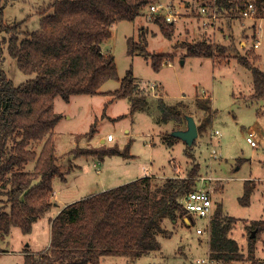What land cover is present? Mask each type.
<instances>
[{"label": "rangeland", "instance_id": "1", "mask_svg": "<svg viewBox=\"0 0 264 264\" xmlns=\"http://www.w3.org/2000/svg\"><path fill=\"white\" fill-rule=\"evenodd\" d=\"M188 1L185 4L186 0H175L172 3L175 10H167L175 16L170 21L174 23L175 33L171 39L162 35L148 8L150 4L160 5L163 10L158 13L163 15L167 12L165 6L170 0H154L142 9V14L134 21L121 20L113 23L110 37L101 42L102 50L113 54L119 77L131 68L136 82L144 90L147 101L144 108L130 112L131 103L128 98H116L107 93L73 94L68 101L59 95L55 97L54 111L60 115V119L53 129L54 153L58 157L60 169L67 173L65 181L57 177L53 179V188L63 189L62 196L65 199L77 200L133 180L138 175L141 176L145 169L150 170L147 173L157 183L170 176L185 177L190 167L197 163V175L217 179L211 182L213 208L219 205L223 214L235 217L231 236L239 244L244 241L241 247L238 244L242 258L232 264H250L248 236L251 231H255L250 225L253 220L264 219V98L253 99L246 94L252 86L251 72L243 68L236 59L231 58L229 64H216L210 57L181 56L180 52H184V49L180 44L204 38L214 43L222 42L224 35L230 34L232 23L235 44L238 46L239 41H246L241 53L247 54L254 50L255 54H260L261 58L256 54L259 61L256 60L255 64L263 68L264 18H229L226 12L221 13L208 7L205 15H202L199 11L203 6L201 0ZM49 2L50 0H8L4 6V22L11 25L24 19L22 26L35 30L39 27L41 11ZM258 5L260 4L257 2L256 7ZM263 6H260L261 15L264 14ZM212 11L214 17L209 16ZM176 20H188L186 26L192 32L186 35L182 30L178 31ZM140 28L146 31L147 50L150 53H177L174 60L163 65L159 71H154L144 56L127 54L126 39L131 36L138 40ZM256 39L260 42L254 48ZM219 58L224 59L223 56H218L217 59ZM0 70L15 85L34 76L19 69L5 45ZM118 87L119 81L111 79L102 85L100 91H112ZM161 93L165 104L177 107L181 117H184L182 122L161 121L158 101ZM203 97L210 98L213 111L210 122L190 146L177 137L173 139L174 136H170L173 130L186 128L187 116H192L196 124L206 116L204 110L196 104L197 99ZM250 128L256 131V147L251 146L246 139ZM215 130L219 131L217 136H214ZM108 133L112 134V141L107 140ZM101 138L105 142L101 143ZM129 140L131 156L128 157L117 154H105L102 157L98 154H67L74 147L77 150H98L116 145L122 149ZM170 140L172 145L168 144ZM32 147L38 151L41 142ZM186 151L192 157H188ZM32 167L33 163L27 165L29 169ZM245 180H249L254 186L248 204L239 201ZM54 193L53 191L52 199ZM7 205L6 196L0 193V210H8ZM58 206L60 204L53 205L52 208ZM52 208L33 223L29 233L24 234L15 226L7 232L0 231V264H23L22 251L29 247L32 249L30 251H39V247L49 243L48 217L52 216ZM191 217L189 223L185 215L178 217L176 223L169 217L164 218L162 226L168 232L172 231L171 235H160V249L142 254L132 264H197L195 257L204 256L207 245L200 248L197 246L198 234L195 230L196 227L206 228L209 219L197 215ZM199 236L200 242H206L209 232H203ZM255 246L253 255L258 261L256 264H264V231L258 234ZM127 259L124 256L106 255L101 257L100 264H125Z\"/></svg>", "mask_w": 264, "mask_h": 264}, {"label": "trees", "instance_id": "2", "mask_svg": "<svg viewBox=\"0 0 264 264\" xmlns=\"http://www.w3.org/2000/svg\"><path fill=\"white\" fill-rule=\"evenodd\" d=\"M6 1L0 0V60L5 45L19 69L34 76L15 85L0 70V193L8 203V210H0V231L7 232L15 226L26 234L54 205L53 179H66L67 172L60 169L54 153L53 129L60 119L54 111L55 97L59 95L68 101L73 94L107 93L128 98L130 112L147 105L144 90L131 68L119 77L113 54L103 51L101 42L110 37L113 23L134 21L154 0H50L43 7L35 30L25 29L24 19L5 24ZM248 2L254 4L256 16L264 0H212L210 6L233 18L239 16ZM152 16L162 35L171 39L174 23L159 13ZM180 45L187 56L213 57L216 53L223 56L228 50V46L208 39L183 41ZM126 51L130 56H144L154 71H159L165 60L172 58V54L147 50L143 28L139 29L138 40L127 37ZM231 51L237 62L251 72V98H264V69L255 64L258 60L255 52ZM111 79L118 80L119 87L100 91ZM158 101L162 122L184 120L175 105L165 104L160 97ZM196 104L206 115L197 124L199 134L210 122L213 111L209 97L198 98ZM39 142L41 147L37 151L32 146ZM172 143L168 141L169 145ZM129 148L130 140L122 149L116 145L98 150L74 147L67 154L128 157L131 156ZM186 154L192 157L187 151ZM29 163H33L31 169L27 168ZM198 172L199 165L194 163L185 177L170 176L157 183L152 175L142 176L66 204L48 218L47 248L40 253L26 248L23 264H100L102 256L135 259L159 249L158 234H167L163 219L169 217L176 221L186 215L181 198L194 188ZM253 189V184L245 180L239 198L242 204L249 203ZM234 222L235 217L224 215L221 206L215 207L209 224V256L218 263L232 264L242 258L236 240L229 237ZM250 227L255 229V235L248 236V259L250 264H256L255 242L264 231V219L253 220Z\"/></svg>", "mask_w": 264, "mask_h": 264}, {"label": "built area", "instance_id": "3", "mask_svg": "<svg viewBox=\"0 0 264 264\" xmlns=\"http://www.w3.org/2000/svg\"><path fill=\"white\" fill-rule=\"evenodd\" d=\"M206 7L203 5L200 8V13L202 15H205L206 12ZM149 12L152 14L162 12L163 8L160 5H155V4H150L148 6ZM212 11L209 16H215V14ZM160 14V13H159ZM163 16L167 21H173L175 16L172 13L165 12L163 13ZM239 16L241 17H254L255 16V6L252 2H248L245 7L239 12ZM260 40L256 39V41L253 44V47H257L259 45ZM153 87V85H152ZM219 134L218 130L214 131V136H217ZM247 141L250 143L251 146L256 147L258 145V140H256V131L253 129H248L247 131V136H246ZM107 140H113L112 134L108 133L107 134ZM211 153L213 155L214 150ZM144 174V176H151L150 173ZM195 180V185L192 190H190L188 193L183 195L181 198L182 206L184 210L186 211V215L188 217H191V215H197L199 217H207L209 219L208 224L206 225V228L202 227H197L196 232L201 233L202 231H205L207 228L209 230V224H210V219L213 216L214 213V208H213V201H212V191L213 189L211 188V182L214 180H217L216 178H213L211 176H204V175H196L194 177ZM197 264H215L216 262L210 258V256L206 257H201L196 260Z\"/></svg>", "mask_w": 264, "mask_h": 264}, {"label": "crops", "instance_id": "4", "mask_svg": "<svg viewBox=\"0 0 264 264\" xmlns=\"http://www.w3.org/2000/svg\"><path fill=\"white\" fill-rule=\"evenodd\" d=\"M174 1L175 0H170V2L169 3H167V5L168 4H170L171 6H165V8H166V11L168 10V8H169V10L171 9H174L173 7H172V3L174 4ZM177 1V0H176ZM201 2V5H206L208 8H210V9H212L213 7L212 6H210V4H211V2H212V0H209L208 2H206V0H201L200 1ZM189 3V1L188 0H186V2H185V4H188ZM262 6H263V4H262ZM171 7V8H170ZM175 10V9H174ZM262 10V9H261ZM263 11H264V6H263ZM168 12V11H167ZM169 13H173V12H170L169 11ZM144 14V13H143ZM255 18H258V19H262V18H264V14H262L261 15V11L258 9V12H257V14H256V16H255ZM263 22V21H262ZM181 23V24H180ZM189 22H188V20H185L184 22L183 21H180V20H176V22H175V25L178 27V31L179 30H182L186 35H188V34H190L191 32L187 29V24H188ZM183 27V28H182ZM195 33V32H194ZM174 34L175 33H173V35H172V37L174 36ZM137 36H138V34H137ZM171 37V38H172ZM224 40L222 41V42H218L219 44H221V45H226V46H228V50L226 51V53L223 55V57H224V59H217V57L218 56H220L221 57V55H218L217 53L213 56V57H210V58H212L213 59V62L214 63H216V64H229V62L231 61V58H234L233 57V52L231 51V50H233L234 52H238V53H241V50H243L244 51V49L243 48H245V45H246V41L245 40H241V41H239V45L237 46L236 44H235V39H234V34L232 33V23L230 24V34L229 33H226L225 35H224ZM204 39H206V38H204ZM228 41H227V40ZM202 40V39H201ZM244 45V46H243ZM258 47V46H257ZM176 48V47H175ZM182 48V47H181ZM254 48H256V47H254ZM182 49H184V52L183 51H181L180 52V55L181 56H187V55H185V53H186V50H185V48H182ZM231 49V50H230ZM254 51V50H253ZM255 52V51H254ZM165 54H172V58H168L167 60H165V62L162 64V66L163 65H165V64H169V63H171L174 59V56L175 55H177V53H165ZM242 54V53H241ZM243 54H245V53H243ZM256 54H258V53H256ZM258 56H260V58H261V55L260 54H258ZM235 59V58H234ZM259 61V60H258ZM257 63V62H256ZM161 66V67H162ZM242 66V65H241ZM259 67V66H258ZM243 68H245V67H243ZM260 68H262V67H260ZM245 69H247V68H245ZM262 69H264V67L262 68ZM160 70V69H159ZM156 83V82H155ZM157 85V84H156ZM156 85H154V86H156ZM159 85V84H158ZM163 88V87H162ZM162 92L164 93V89L162 90ZM163 93H161V94H159V96H158V98L160 97L162 100H163ZM252 93H253V82H252V86H251V89H249L247 92H246V94L248 95V96H251L252 95ZM234 95H235V93H233ZM246 94H244V95H246ZM203 98H205V97H203ZM67 117H69L68 115H67ZM110 141H112V140H110ZM100 142L102 143V142H105V140H104V138H101L100 139ZM146 171H148V172H150V170L149 169H145ZM145 170L143 171V174L141 175V176H144V173H145ZM140 175H138L137 176V178L138 177H141ZM58 178V177H57ZM127 182V181H126ZM119 185V184H118ZM103 189V188H102ZM55 193H54V196H53V202H54V205H58V204H60V206H58L57 208H52V211H51V215L52 216H54L59 210H60V208L62 207V206H65L66 204H68V203H70V201H73V200H67V199H65L63 196H62V191H63V189H60V188H54V190H53ZM89 195V194H88ZM62 196V197H61ZM87 196V195H86ZM81 198V197H80ZM62 199V200H61ZM224 215H226V214H224ZM49 218V217H48ZM185 218H186V220L188 219V223L192 220L190 217H188V216H186L185 215ZM257 220V219H256ZM163 222V221H162ZM177 222V220L175 221V223ZM49 223V222H48ZM197 228V227H196ZM49 229H50V224H49ZM232 229V228H231ZM172 232V231H171ZM171 232L169 231H167V234H165V235H163V234H158V236H157V239H158V237L160 236V235H163V236H170L171 235ZM203 232H205V233H208L209 232V230L208 229H206V231H202L201 233H197L196 232V230H195V233L196 234H198V236L196 237L197 238V246L200 248L201 246H203V245H207V251L205 252V255L204 256H198V257H195V259H198V258H201V257H205V256H207V255H209V237H208V239L206 240V242H204V241H202V242H200V240H201V238H200V236H199V234H202ZM244 236V235H243ZM229 237H231L232 238V236H231V230H230V232H229ZM234 239V238H233ZM234 240H236V239H234ZM50 241V240H49ZM158 241H159V239H158ZM236 242H237V244H239L238 243V241L236 240ZM244 242V241H243ZM242 242V243H243ZM247 242V241H246ZM160 243V242H159ZM241 243V244H242ZM241 244H239V247H241L240 245ZM248 244V243H247ZM49 245V243L47 244V245H43V246H41V247H39L40 249H39V251H31V252H33V253H40L41 251H43V250H45L46 248H47V246ZM256 247V246H255ZM27 249H29V251L30 250H32L30 247L29 248H27ZM38 249V248H37ZM160 249V248H159ZM159 249H157V250H159ZM156 250V251H157ZM24 253V251H22V254ZM128 258V257H127ZM138 258V257H137ZM137 258H135V259H137ZM135 259H127V261L125 262V264H132L134 261H135ZM195 259H193L192 260V262H194L195 261ZM128 260L130 261V263H128ZM100 261H101V258H100ZM216 262V261H215ZM258 262V261H257ZM256 262V263H257ZM217 263V262H216ZM192 264H194V263H192Z\"/></svg>", "mask_w": 264, "mask_h": 264}, {"label": "water", "instance_id": "5", "mask_svg": "<svg viewBox=\"0 0 264 264\" xmlns=\"http://www.w3.org/2000/svg\"><path fill=\"white\" fill-rule=\"evenodd\" d=\"M187 125L185 129H176L172 131V135L183 140L188 146L192 145L194 139L198 135L197 124L192 116L186 117ZM255 231H251L250 236H254Z\"/></svg>", "mask_w": 264, "mask_h": 264}]
</instances>
